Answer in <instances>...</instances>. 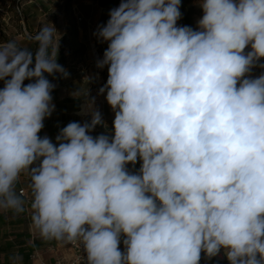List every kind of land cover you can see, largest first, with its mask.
I'll return each instance as SVG.
<instances>
[{
    "label": "clouds",
    "instance_id": "9594fccd",
    "mask_svg": "<svg viewBox=\"0 0 264 264\" xmlns=\"http://www.w3.org/2000/svg\"><path fill=\"white\" fill-rule=\"evenodd\" d=\"M198 2V30L177 26L181 0H121L98 26L111 135L90 134L104 124L93 98L90 121L39 136L55 109L45 74L68 72L0 45V211H24L27 174L32 227L79 243L85 264H200L221 250L264 264V74L247 76L264 60V0Z\"/></svg>",
    "mask_w": 264,
    "mask_h": 264
},
{
    "label": "crops",
    "instance_id": "0c3cea01",
    "mask_svg": "<svg viewBox=\"0 0 264 264\" xmlns=\"http://www.w3.org/2000/svg\"><path fill=\"white\" fill-rule=\"evenodd\" d=\"M64 0H61L62 4ZM121 0H72L71 4L74 9L75 15L82 17L83 21H79L80 29V41L84 43L88 48L92 49L93 39L92 33L98 31V26L106 24L109 19V12L111 9L119 6ZM50 4L46 0H28L25 1L22 5L23 14L22 19L19 21V31L14 32L11 30L12 26L10 23L11 17L9 13L2 14L0 9V45L7 44L9 42L14 43L17 47L23 48L28 52L35 55L38 51L42 55L45 54L46 49H48V38L46 36V21H47V11L49 10ZM192 8L194 10V26L195 30H198V21L203 15V11L199 6L198 0H193ZM19 9V8H18ZM182 14V13H181ZM177 26H184L183 24V14L181 18L177 21ZM98 40V39H97ZM98 46L105 51L107 48V42H100ZM246 49L245 51H249ZM260 62L257 67H259ZM264 72V70H263ZM47 79L48 75L45 74ZM59 75L56 76L54 80H49L52 84L55 85L54 90L51 95L53 97L52 103L55 105V109L52 112L51 116L44 120V128L38 134L41 137H49L53 143L56 142V136L59 131L67 125V121L70 120L79 122L83 124L86 121H90L91 115L82 111L84 106H87V101L89 99V93L84 92L82 88L85 86L89 87V81L83 82L80 80L76 81L74 86V95L70 100L72 104L75 105L77 109L73 110L71 113L65 114L64 111L58 109V105L64 100L67 87L65 82L61 79H57ZM25 84L29 81H25ZM3 87V82H0V88ZM78 90V91H77ZM105 95L102 97V102L104 104V110L99 111L101 113L104 124L96 126V128L90 133L92 136H98L101 134L111 135L112 126L114 120V112L111 106L107 103ZM141 162L136 163V167L140 169ZM133 165H127V168L130 172L135 173L133 170ZM23 184H29L27 190L30 189V179L27 174H22L19 181L16 184V191L20 190ZM12 210H3L0 211V264H14L16 259L23 260L22 264H30V259L38 257V264H53L55 254L52 253L47 247V250L50 254V260L47 262L46 256L41 249L44 248L41 242H35V234L37 231L32 227V222L28 224L27 236L22 240L23 244L18 241L16 242V235L10 236V234H16L17 230H14L16 226L14 225L15 217L11 218ZM13 229V230H12ZM29 232V233H28ZM30 234V235H29ZM46 240V239H44ZM46 243L52 245L54 242L52 240H46ZM28 246L33 247V252L29 259L21 253V249L27 250ZM15 248H18L17 254L14 251ZM200 264H220L215 262L213 257H208L204 253H201ZM227 264L229 262L227 261Z\"/></svg>",
    "mask_w": 264,
    "mask_h": 264
},
{
    "label": "rangeland",
    "instance_id": "374dc122",
    "mask_svg": "<svg viewBox=\"0 0 264 264\" xmlns=\"http://www.w3.org/2000/svg\"><path fill=\"white\" fill-rule=\"evenodd\" d=\"M25 1L28 0H0V9L2 14L9 13L11 20V30L14 32L19 31V21L22 19L23 8L22 5ZM50 6L47 11V21H46V36L48 38V49L50 51L49 57L55 59L57 58V63L62 65L68 72V76L66 78L61 77L59 74L57 79H61L65 82V86L67 87L64 92L65 98L58 105V109L64 111L65 114L71 113L73 110H80L72 104V96L74 95V86L76 85V81L80 80L83 82L89 81L90 86L82 88L84 92L89 93V101L94 98V109L98 111L104 110V104L102 102V97L104 94L99 93V89L106 84L108 78L107 67L102 69L100 73V80L97 81L96 72L94 68V61L92 55V49L88 48L84 43L80 41V29L79 24L74 9L72 7V0H64L62 4H60L61 0H46ZM188 0H183V3H187ZM193 0H190V6L192 7ZM19 8V9H18ZM194 18V13H193ZM193 30H195L194 20H193ZM96 48L102 49L98 46V42H96ZM103 50V49H102ZM104 53V51H103ZM260 64H264V60L260 61ZM264 67H253L250 72L247 74L248 78H256L263 72ZM56 75V76H57ZM55 77L49 76V80H54ZM78 91V90H77ZM82 111L85 113H89L87 106L82 108ZM70 116V115H69ZM71 117V116H70ZM24 185V184H23ZM21 188L26 189L25 185ZM32 222V221H31ZM29 222L18 223L16 222V227L13 228L17 230L16 234L13 235H22L23 240L25 239L24 233L26 234L28 229ZM12 229V230H13ZM29 233V232H28ZM30 235V234H29ZM35 242H41L44 246L41 249L46 256L47 262L51 259L50 254L47 250V247L50 246L46 243V240L42 238L39 233L35 234ZM19 240H16L18 243ZM14 251L17 254L18 248H15ZM66 252V251H65ZM38 257L31 258L30 264H38ZM226 261L220 264H227ZM23 260L16 259L14 264H22ZM50 264V262H48Z\"/></svg>",
    "mask_w": 264,
    "mask_h": 264
},
{
    "label": "built area",
    "instance_id": "2783aa9c",
    "mask_svg": "<svg viewBox=\"0 0 264 264\" xmlns=\"http://www.w3.org/2000/svg\"><path fill=\"white\" fill-rule=\"evenodd\" d=\"M78 20L83 21L82 17H78ZM96 32L92 33L93 45H92V55L94 61V68L96 72L97 81L100 80V73L102 69L97 67V61L103 58V50L96 48L97 37ZM20 194L25 199V211L27 217H31L30 202L28 192L25 189L20 191ZM54 243L50 245L49 249L52 253L55 254L53 264H85V254L83 252L82 246L79 243H70V242H61L52 240ZM66 251V252H65ZM215 262L223 263L226 261V256L224 255L223 250L213 257Z\"/></svg>",
    "mask_w": 264,
    "mask_h": 264
},
{
    "label": "trees",
    "instance_id": "16d2710c",
    "mask_svg": "<svg viewBox=\"0 0 264 264\" xmlns=\"http://www.w3.org/2000/svg\"><path fill=\"white\" fill-rule=\"evenodd\" d=\"M189 4H190V0H188L187 3H183V0H181L180 11L183 14V24H184V26H189V27H191L193 29V13H194V10ZM45 53L49 56L50 55L49 49H46ZM33 56H35V55H33ZM70 122H75V121H72V120H70L69 122L67 121V124L70 123ZM132 171H136V172L139 171V169L136 167V164L134 165ZM24 185H25L26 188L29 187V184H24ZM22 189H24V188H21L20 190H18L17 193L20 194V191ZM25 190L28 192L29 197L31 199V188L29 190H27V189H25ZM21 198L24 200V211L21 212V213H16L14 211H11V218L12 217L16 218L15 222H14L15 226H16V222H18V223L31 222V217L28 218L27 214H26V211H25V202L26 201H25V199H24V197L22 195H21ZM23 235L27 236V233L26 234L24 233ZM15 239L19 240L21 243L23 242L22 241L23 240L22 235H16ZM120 249H121V251H123V249H124V245H123L122 242L120 244ZM31 252H33V247H31V246H28L26 251H25V249H21V253L25 257V259H29L30 255H31Z\"/></svg>",
    "mask_w": 264,
    "mask_h": 264
}]
</instances>
